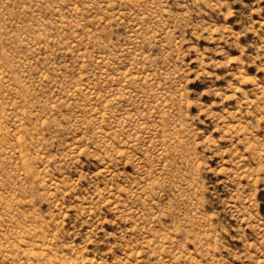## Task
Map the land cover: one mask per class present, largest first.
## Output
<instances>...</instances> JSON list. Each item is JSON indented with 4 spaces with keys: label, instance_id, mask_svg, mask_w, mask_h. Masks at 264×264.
<instances>
[{
    "label": "rangeland",
    "instance_id": "1",
    "mask_svg": "<svg viewBox=\"0 0 264 264\" xmlns=\"http://www.w3.org/2000/svg\"><path fill=\"white\" fill-rule=\"evenodd\" d=\"M0 264H264V0H0Z\"/></svg>",
    "mask_w": 264,
    "mask_h": 264
}]
</instances>
